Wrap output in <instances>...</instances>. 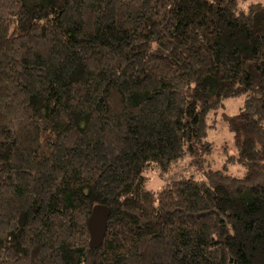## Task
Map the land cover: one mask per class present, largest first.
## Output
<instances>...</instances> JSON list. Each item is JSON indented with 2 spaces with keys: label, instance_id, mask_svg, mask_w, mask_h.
<instances>
[{
  "label": "trees",
  "instance_id": "16d2710c",
  "mask_svg": "<svg viewBox=\"0 0 264 264\" xmlns=\"http://www.w3.org/2000/svg\"><path fill=\"white\" fill-rule=\"evenodd\" d=\"M240 1L0 0V264H264V2ZM239 97L234 177L207 116Z\"/></svg>",
  "mask_w": 264,
  "mask_h": 264
},
{
  "label": "rangeland",
  "instance_id": "374dc122",
  "mask_svg": "<svg viewBox=\"0 0 264 264\" xmlns=\"http://www.w3.org/2000/svg\"><path fill=\"white\" fill-rule=\"evenodd\" d=\"M263 3L264 0H241L240 6H248L253 3ZM244 102L243 97L230 98L222 103V107L211 111L207 116V122H212L214 127L208 129V140L212 144V153L207 162L212 170H221L225 174L241 177L244 173V167L237 163H229L231 157L236 156V149L231 132L227 126L220 120L221 114H235ZM155 173H148L149 182L147 186L152 190H157L161 182L157 179Z\"/></svg>",
  "mask_w": 264,
  "mask_h": 264
},
{
  "label": "water",
  "instance_id": "95a60500",
  "mask_svg": "<svg viewBox=\"0 0 264 264\" xmlns=\"http://www.w3.org/2000/svg\"><path fill=\"white\" fill-rule=\"evenodd\" d=\"M109 209L102 205H95L87 220V230L89 233V247L97 250L101 247L108 223Z\"/></svg>",
  "mask_w": 264,
  "mask_h": 264
}]
</instances>
